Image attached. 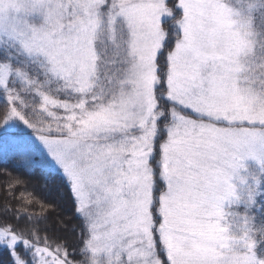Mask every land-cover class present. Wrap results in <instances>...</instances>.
<instances>
[{
    "label": "snow or ice",
    "instance_id": "obj_1",
    "mask_svg": "<svg viewBox=\"0 0 264 264\" xmlns=\"http://www.w3.org/2000/svg\"><path fill=\"white\" fill-rule=\"evenodd\" d=\"M10 169L0 264H264V0H0Z\"/></svg>",
    "mask_w": 264,
    "mask_h": 264
},
{
    "label": "trees",
    "instance_id": "obj_2",
    "mask_svg": "<svg viewBox=\"0 0 264 264\" xmlns=\"http://www.w3.org/2000/svg\"><path fill=\"white\" fill-rule=\"evenodd\" d=\"M9 173L10 174L0 171V198L6 195L5 186L7 182L10 179H13V180L16 179L17 176H19L20 179H23L25 181V185L20 188L21 192H23L24 188L26 187L30 192L33 193V195L37 196L40 199H45V198L49 200L54 199V197L48 196L46 191L40 187V182L36 178L25 177L22 173L17 174L13 172L11 169L9 170ZM27 194L28 193L25 192V195Z\"/></svg>",
    "mask_w": 264,
    "mask_h": 264
}]
</instances>
